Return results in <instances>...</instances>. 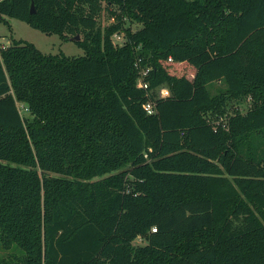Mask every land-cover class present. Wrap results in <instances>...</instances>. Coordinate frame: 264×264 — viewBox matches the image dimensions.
<instances>
[{
	"label": "trees",
	"instance_id": "obj_1",
	"mask_svg": "<svg viewBox=\"0 0 264 264\" xmlns=\"http://www.w3.org/2000/svg\"><path fill=\"white\" fill-rule=\"evenodd\" d=\"M4 17L83 54L0 46V264H264V0H0Z\"/></svg>",
	"mask_w": 264,
	"mask_h": 264
},
{
	"label": "rangeland",
	"instance_id": "obj_2",
	"mask_svg": "<svg viewBox=\"0 0 264 264\" xmlns=\"http://www.w3.org/2000/svg\"><path fill=\"white\" fill-rule=\"evenodd\" d=\"M3 21H0V46L2 44L8 43L6 38H13L16 40H24L32 43L39 51L44 54H64L66 56H80L83 54V49L79 47L73 40H62L56 34H46L40 30L31 27L29 24L9 17H4ZM112 21L108 18V15L103 12L99 18L98 23L101 25H108ZM133 29L137 28V24L132 25ZM182 70V69H180ZM179 73H184L189 75L188 71H180ZM221 86L220 83L216 82L211 88L212 92H215L216 88ZM250 97H247L242 103L234 104L228 108L222 115H214V117H208L207 120L210 121L211 126L214 129L221 127L223 129L227 128L228 118L234 113L233 109L239 112H244L250 105ZM143 241L141 239L134 240V244H141ZM3 252L0 249V255Z\"/></svg>",
	"mask_w": 264,
	"mask_h": 264
},
{
	"label": "built area",
	"instance_id": "obj_3",
	"mask_svg": "<svg viewBox=\"0 0 264 264\" xmlns=\"http://www.w3.org/2000/svg\"><path fill=\"white\" fill-rule=\"evenodd\" d=\"M113 40L117 43H121L123 40L122 34H117V33L113 34ZM169 60H171V59L169 58ZM135 66L137 68L136 87L147 91L148 90V83L146 81V77L149 74L150 68L149 67L140 68L137 62L135 63ZM157 94H158L159 98H165V97L169 96V91L167 88L161 87L158 90ZM142 109L147 114H153V113H155V104L151 100H148L142 104Z\"/></svg>",
	"mask_w": 264,
	"mask_h": 264
},
{
	"label": "water",
	"instance_id": "obj_4",
	"mask_svg": "<svg viewBox=\"0 0 264 264\" xmlns=\"http://www.w3.org/2000/svg\"><path fill=\"white\" fill-rule=\"evenodd\" d=\"M33 11H34V6H33V2H31V5H30V13H33ZM74 39H75V40H79V36L76 35V36L74 37Z\"/></svg>",
	"mask_w": 264,
	"mask_h": 264
},
{
	"label": "crops",
	"instance_id": "obj_5",
	"mask_svg": "<svg viewBox=\"0 0 264 264\" xmlns=\"http://www.w3.org/2000/svg\"><path fill=\"white\" fill-rule=\"evenodd\" d=\"M8 38H6V40H7Z\"/></svg>",
	"mask_w": 264,
	"mask_h": 264
}]
</instances>
